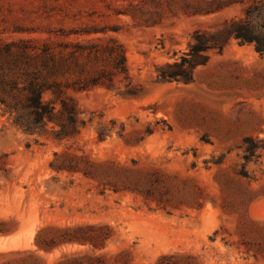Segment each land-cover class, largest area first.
Listing matches in <instances>:
<instances>
[{
	"label": "rangeland",
	"instance_id": "1",
	"mask_svg": "<svg viewBox=\"0 0 264 264\" xmlns=\"http://www.w3.org/2000/svg\"><path fill=\"white\" fill-rule=\"evenodd\" d=\"M231 18L261 31L264 0H0L1 41L113 38L129 75L67 91L85 122L68 140L28 136L0 109V220L13 229L0 264H264L246 251L264 226V59L231 40L191 83L157 80L197 32ZM55 153L106 175L56 172ZM47 226L98 227L87 233L102 246L38 251Z\"/></svg>",
	"mask_w": 264,
	"mask_h": 264
},
{
	"label": "trees",
	"instance_id": "2",
	"mask_svg": "<svg viewBox=\"0 0 264 264\" xmlns=\"http://www.w3.org/2000/svg\"><path fill=\"white\" fill-rule=\"evenodd\" d=\"M106 31L101 30V33ZM90 33L96 32L80 35ZM231 40H236L239 45L253 44L255 51L264 59V26L261 31L255 30L246 19L231 18L213 32H197L188 53L180 61L157 68V80L191 83L194 68L207 63V53L221 52ZM40 42L41 45L37 46L27 40H0V109L2 115H7L11 124L24 134L49 136L60 142L74 138L85 124L79 118L73 99L67 97V91H84L100 86L110 89L115 79L129 82L126 56L123 46L113 38L66 43L44 39ZM98 139L103 138L99 136ZM49 165L56 172L81 173L87 178L98 179L102 174L106 175L102 170L103 164L66 153H55ZM195 203L201 206L198 199ZM90 230L100 228L47 226L37 232L34 245L43 252H51L67 244L101 247L98 236L87 233ZM12 231L11 222L0 220V234ZM251 235L254 245L246 247V251H252L255 258L264 256V226L254 225ZM37 260L38 257L34 259L35 262ZM75 260L66 258L58 264H69Z\"/></svg>",
	"mask_w": 264,
	"mask_h": 264
}]
</instances>
